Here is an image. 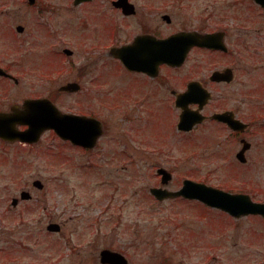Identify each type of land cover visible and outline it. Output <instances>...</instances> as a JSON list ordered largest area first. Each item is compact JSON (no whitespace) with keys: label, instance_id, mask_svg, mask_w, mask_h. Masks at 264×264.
<instances>
[{"label":"rangeland","instance_id":"374dc122","mask_svg":"<svg viewBox=\"0 0 264 264\" xmlns=\"http://www.w3.org/2000/svg\"><path fill=\"white\" fill-rule=\"evenodd\" d=\"M242 1L216 3V26L227 30L233 52H196L192 62L195 76L205 82L212 70L233 67V82L217 88L225 98L214 103L237 107L251 120L246 163L235 157L241 144L216 124L178 131L171 101L150 118L131 121L128 99L114 96V89L125 90L129 80L114 59L98 50L86 52L80 34L52 38L30 30L21 36L15 26L29 11L21 0H0V66L20 79L18 84L0 80V93L54 95L60 85L82 76V93L58 92L55 102L63 111L91 114L105 127L91 150L52 131L33 147L0 144V190L24 188L33 179L43 183L39 223L33 228L40 251L55 237L57 250L65 249L63 258L72 264H101L103 248L122 253L129 264H264L261 216L235 218L196 200H157L149 191L161 185L156 169L163 167L172 174L168 189L189 178L264 201V9ZM126 32L120 31V40ZM64 47L75 53L71 67ZM49 70L63 72L48 76ZM2 194L0 201L6 198ZM50 221L61 224L62 231H47ZM25 231L14 235L26 236Z\"/></svg>","mask_w":264,"mask_h":264},{"label":"flooded vegetation","instance_id":"af4514ba","mask_svg":"<svg viewBox=\"0 0 264 264\" xmlns=\"http://www.w3.org/2000/svg\"><path fill=\"white\" fill-rule=\"evenodd\" d=\"M234 1L243 2L242 0ZM248 1L264 9L254 0ZM21 2L29 11L28 14L19 15L20 21L15 26V30L21 36L30 30V35L38 32L52 38L80 34L84 37V46H87L86 52L88 49L98 50L102 55L106 53L108 57L116 61L129 80L125 90L114 89L116 92L114 96L128 99L131 121L138 120L137 116L141 121L144 116L150 118L157 114L165 101H171L174 105L176 100L185 98L188 85L192 81H198L211 93L210 100L201 108L204 118L201 124L208 122L218 125L228 132L235 143L242 145L244 140H247L248 130L253 126L251 120L248 121L237 107L220 108L214 103L225 98L226 95L223 92H217V88L221 87L220 85H229L233 82L235 78L233 67H224L231 69L233 73L231 81L210 80L208 76V80L205 82L195 76V64L192 62L193 53L230 54L234 47L227 48L223 52L202 45H188L191 41L193 42V39L188 38V34H183L203 35L222 31L221 36L227 42V30L216 26V3L218 0H128L130 6L126 8L120 5L119 0H21ZM124 29H127V32L123 34V40H120V31ZM91 41L93 42L89 44L88 42ZM167 41L169 42L168 46ZM125 45L128 46L127 49L133 60L131 69L125 67L118 58L111 55L112 48ZM185 46H187L186 56L181 63L172 66L166 62H158L160 52L165 50L183 51ZM61 51L68 58L69 67L73 66L74 51L68 47L62 48ZM50 52L55 51L52 49ZM53 55L55 54L53 53ZM188 65L191 67L185 70ZM56 72L62 73L63 71L49 70L45 74L49 76ZM0 80L18 84L20 79L11 75L0 76ZM68 82H77L78 87L76 92L70 91L65 94L82 93V76L66 83ZM55 94L57 95L58 92ZM55 94L44 95V97L52 100ZM37 97H43V95L32 96L21 92L17 98H10L9 94L0 93V112H10L13 108L22 109L26 99ZM186 98L199 97L196 93H190ZM211 106L214 109H210ZM197 107L198 104L189 106L190 109H197ZM175 110L178 120L180 109L175 106ZM222 111L228 112L230 119L239 121V124L235 123L236 127H234L227 122L210 117L214 112ZM242 123L246 124V127H241ZM199 125H196L195 128ZM25 127L19 125L17 129L23 130ZM37 143L8 141L0 138V144L4 145L33 147ZM34 180L30 183L26 182L24 188L0 190L3 193L1 197H6L0 201L3 204L0 210V264H72L70 258L67 260L63 258L66 255L63 254L65 249L57 250L60 248L57 247L58 242L55 237L48 238L50 243L45 247V252L39 250L40 239L33 236V228L38 226L40 218L39 215L37 216L40 201L38 193L43 192L44 189L35 186ZM9 224L12 226L7 228ZM24 228H26L24 232L26 236L14 235ZM55 230L57 231L51 233L61 232L62 225L59 224Z\"/></svg>","mask_w":264,"mask_h":264},{"label":"water","instance_id":"95a60500","mask_svg":"<svg viewBox=\"0 0 264 264\" xmlns=\"http://www.w3.org/2000/svg\"><path fill=\"white\" fill-rule=\"evenodd\" d=\"M257 1L264 5V0ZM120 2L125 3L126 0H120ZM214 38H216V35L197 37L195 42L217 48L223 47L222 41H218V37L213 40ZM168 45L169 42L167 41ZM115 53L126 66H132L133 60L127 49H116ZM184 55L185 52L170 50L159 53L162 61H166L169 64H178ZM5 74L0 68V75ZM225 74L214 72L212 79L224 78ZM75 85V83H69L61 89L75 90ZM190 85L188 93H196L199 98L193 100H178L176 102L180 103L184 108L180 122L178 123V128L182 130L191 129L195 123L202 119V116L197 111H189L187 104L189 102H198L201 106L205 99L208 98V94L204 88L195 82ZM213 117L228 119L225 113L214 114ZM17 123L27 124L28 128L23 131H17L15 128ZM46 129H53L62 139H68L72 143L86 148L94 147L98 137L103 132L102 124L98 119L89 116L62 113L48 99L26 101L25 110L21 113L14 111L11 114H0V136L6 139H20L21 141L35 142ZM248 147L249 143L244 144L241 151L237 154L240 160L244 161L243 151ZM157 172L162 174V183H166L171 178V174L164 168L157 169ZM39 183L38 180L35 181L36 185ZM150 192L159 200L180 195L190 199H198L209 206L220 208L234 217L248 214H261L264 217V203L253 201L249 195L244 193H230L190 179H185L182 187L177 191L152 187L150 188ZM53 227H56L55 224L48 226L49 229ZM101 261L111 262L113 264H127L125 257L121 253L108 249L101 251Z\"/></svg>","mask_w":264,"mask_h":264}]
</instances>
